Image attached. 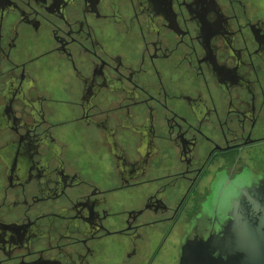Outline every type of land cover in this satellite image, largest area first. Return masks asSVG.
<instances>
[{
	"label": "flooded vegetation",
	"instance_id": "af4514ba",
	"mask_svg": "<svg viewBox=\"0 0 264 264\" xmlns=\"http://www.w3.org/2000/svg\"><path fill=\"white\" fill-rule=\"evenodd\" d=\"M262 176L264 0H0V264H179Z\"/></svg>",
	"mask_w": 264,
	"mask_h": 264
},
{
	"label": "water",
	"instance_id": "95a60500",
	"mask_svg": "<svg viewBox=\"0 0 264 264\" xmlns=\"http://www.w3.org/2000/svg\"><path fill=\"white\" fill-rule=\"evenodd\" d=\"M225 195L210 227L189 233L179 264H264V176L236 198Z\"/></svg>",
	"mask_w": 264,
	"mask_h": 264
},
{
	"label": "rangeland",
	"instance_id": "374dc122",
	"mask_svg": "<svg viewBox=\"0 0 264 264\" xmlns=\"http://www.w3.org/2000/svg\"><path fill=\"white\" fill-rule=\"evenodd\" d=\"M164 255H166V254H164Z\"/></svg>",
	"mask_w": 264,
	"mask_h": 264
}]
</instances>
